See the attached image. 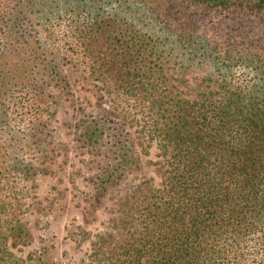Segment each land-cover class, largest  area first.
<instances>
[{
    "label": "trees",
    "instance_id": "trees-1",
    "mask_svg": "<svg viewBox=\"0 0 264 264\" xmlns=\"http://www.w3.org/2000/svg\"><path fill=\"white\" fill-rule=\"evenodd\" d=\"M186 76L214 88L178 96ZM79 81L124 102L138 136L58 113ZM67 118L92 155L67 178L86 213L136 194L99 264H264V0H0V264H53L15 199L53 173ZM149 142L164 169L141 191Z\"/></svg>",
    "mask_w": 264,
    "mask_h": 264
},
{
    "label": "rangeland",
    "instance_id": "rangeland-1",
    "mask_svg": "<svg viewBox=\"0 0 264 264\" xmlns=\"http://www.w3.org/2000/svg\"><path fill=\"white\" fill-rule=\"evenodd\" d=\"M92 83L94 85L77 82L71 92L67 93L64 104L57 107L58 113L65 112L67 117L76 114L86 118L105 116L123 120L129 125L132 135L138 136L136 118L124 111L125 103L105 97L98 91L100 85L95 81ZM205 88L213 89L214 85H206L199 80L192 81L186 76L174 82L172 91L178 93V96L192 99ZM68 120H71L70 124ZM77 121L67 118V138L64 135L61 139L53 136L56 155L53 173L36 179L37 185L31 198L20 197L18 193V198L15 199V206L19 209L14 212L34 234V248L43 246L53 264H99V252L124 236L126 229L119 227V217L136 195L129 196L130 192H127L122 196L116 204L121 211L114 214L100 210L94 214L86 213L82 202V191L85 189L83 183L75 182L72 186L67 182L68 176L76 179V172L85 174L92 159L86 147L73 137L71 125ZM142 141L146 142V139ZM149 143L146 154L141 157L140 171L132 180L141 191L159 186L164 169L155 144ZM15 152L19 153L17 150ZM26 251L27 248H23L18 254L24 257Z\"/></svg>",
    "mask_w": 264,
    "mask_h": 264
}]
</instances>
